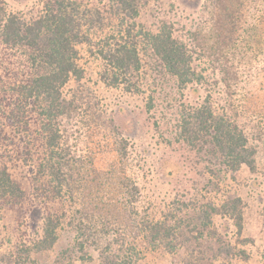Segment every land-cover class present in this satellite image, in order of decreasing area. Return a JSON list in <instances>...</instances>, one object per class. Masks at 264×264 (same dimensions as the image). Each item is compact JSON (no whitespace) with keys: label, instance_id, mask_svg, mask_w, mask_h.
Instances as JSON below:
<instances>
[{"label":"trees","instance_id":"1","mask_svg":"<svg viewBox=\"0 0 264 264\" xmlns=\"http://www.w3.org/2000/svg\"><path fill=\"white\" fill-rule=\"evenodd\" d=\"M97 3L39 0L24 14L12 8L8 0H0V209L16 212L17 219L29 227L33 220L39 221L29 248L33 251L22 250L28 256L49 251L57 244L68 210L74 211L73 225L80 235L91 229L88 207L76 198L73 185L85 163L69 148L65 134V121L74 116L84 93L87 70L83 52L100 62L99 75L109 89L122 88L133 95L142 92V52L146 48L181 89L207 91L194 101L181 104L175 132L177 144L214 164L209 166L207 185L215 183L217 166L226 169L233 179L243 166L256 168L257 152L250 145L247 128L239 121L240 114L254 118L264 139V65L253 84L258 87L246 91L252 79L242 80L236 49L249 38L258 52L264 53V0ZM176 3L183 13L198 9L195 14H186H198L200 19L192 21L204 20L208 33L191 32L190 38L183 39L180 24L167 19L173 9H179ZM156 4L166 7V19L160 21L156 31L145 30L138 20L145 5L148 14L156 17L155 13L161 10L152 8ZM12 56L22 60V64L15 65ZM235 102L243 104L242 113ZM111 105H102L100 121L95 120L99 128L95 130L103 135L100 146L109 137L121 146L118 149L123 156L119 162L107 164L113 174L117 166L128 161L129 140L134 138L120 124L123 108L113 110ZM109 149L106 145L102 150L106 153L112 150ZM174 153L172 150L171 154H162L158 162L161 177L175 185L172 199L164 202L162 208L147 206L138 175L128 178L126 193L134 242L126 245L123 256H116L109 264H140L142 246L157 254L173 256L183 252L187 254L186 264H201L195 254L209 241L218 245L209 258L212 264L228 258L247 259V252L239 250L251 243L243 237L245 211L241 198L223 190L220 196L198 188L192 192L196 185L190 189L185 184L194 173L193 162L182 163ZM13 162L31 172L27 186L13 177ZM136 165L142 166L141 161ZM262 203L264 215V196ZM106 248L110 249L109 243Z\"/></svg>","mask_w":264,"mask_h":264},{"label":"rangeland","instance_id":"2","mask_svg":"<svg viewBox=\"0 0 264 264\" xmlns=\"http://www.w3.org/2000/svg\"><path fill=\"white\" fill-rule=\"evenodd\" d=\"M87 1L90 4L98 5L97 2L102 0ZM8 2L17 12L27 14L38 4L39 0H8ZM163 6L165 5L163 4ZM176 6L179 8L178 3ZM154 7L161 9L155 13L156 17H151L148 14V8L145 5L138 20L145 30L156 31L160 21L166 19L164 18L166 7H162L160 4H156L152 8ZM173 10L171 18L167 17V19L180 24V28L183 30V39L186 36L190 38L189 33L191 32L208 33V30L204 29V20L202 22L192 21L200 19L198 14L192 17L188 15L198 12V9L195 11L194 8H190L186 10L188 14L183 13L180 8ZM236 49L240 54L238 59H240L239 68L243 71L242 80L252 79V83L247 86L246 91L253 87L257 88L258 86L255 87L253 84L258 81L257 78L261 74L259 70L261 71L264 65V53L258 52V47L249 38ZM7 53L14 54L12 51ZM83 54V64L87 70V76L82 85L84 93L82 92L80 95L82 99H80L77 110L73 112L74 116L65 121V134L69 148L74 154H78L77 158H81L85 163L84 169H81L79 175L76 174L77 183L73 182V185L76 198L81 201L82 205L88 207V222L91 224L88 228L91 229L86 235H80L79 230L73 225L75 222L74 211L68 210L66 222L59 231L57 244L49 251L32 253L28 256L27 252L22 253V250L32 247L31 242L35 238V229L39 221L33 220L29 227L25 221L23 223L17 219L16 212L0 209V264H109L116 259V256H123L126 245L134 242L130 226L131 209L126 193V186L129 185L128 180L136 178L138 175V181L144 188L147 206L162 208L164 202H169L172 199L175 185H169L161 177L158 171V162L162 154H171L172 150L175 151L174 154L182 163L193 162L194 173L190 175V181L188 180V183L185 184L190 189L195 185L198 186H195L192 192L198 188L220 196L223 190V192H229L242 200V207L245 211L243 237L250 239L251 243L245 247H239V250L240 248L245 250L248 257L247 259L244 257L228 258L218 264H264L262 203L264 196V139L261 127L256 125L251 114L252 119L240 114L243 112V104L235 102L240 114L239 121L247 128L250 145L257 152L256 168L251 170L249 167L243 166L233 179L226 169L217 166V177L215 178L217 186L215 183L207 185L209 175L211 176L209 166L214 167V164L202 161L195 151L177 144L175 138L181 104L194 101L207 91L204 88H196L197 90L194 91L191 88L181 89L177 80L165 71L161 62L146 48L142 52V92L133 95L126 93L122 88L109 89L101 81L99 74L102 66L100 62L87 52H83ZM12 57L15 65L22 64V60H15L16 57ZM208 60L210 59L206 61ZM262 96H264V92ZM240 97L236 99L240 100ZM106 103L112 104L113 110L123 108L120 124H124L128 134L134 138L133 141L129 140L128 161L125 160V163L117 166L113 174L108 170L107 164L113 160L119 162L121 154L123 156L122 151L120 153L118 149L121 146L116 144L114 137H109L108 141H104L100 146L99 142L103 139V135H99L95 130L99 128L98 125L96 126L95 120L100 121L98 114H100L102 105ZM88 106L94 107L89 109ZM128 123L129 125H126ZM106 145L113 152L109 149V152L104 153ZM107 153L111 155L107 156ZM71 160L73 161L72 158ZM92 161L94 164L90 166ZM138 161H141L143 169H141V165H136ZM10 166L13 177L27 186L31 175L29 169L17 162L11 163ZM134 170L137 172L135 173ZM124 178H126L125 181ZM107 243L110 244V249L106 248ZM217 248L218 245L213 241L205 242L202 249H197L195 257L201 259V264H212L209 258ZM142 249L144 252L139 261L140 264H186L187 261V254L183 252L171 256L147 251V248L143 246ZM29 250L30 253L33 251Z\"/></svg>","mask_w":264,"mask_h":264}]
</instances>
